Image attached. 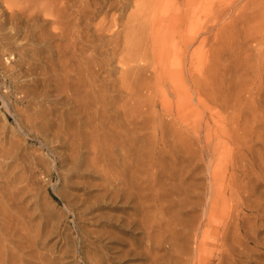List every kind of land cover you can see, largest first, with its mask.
Instances as JSON below:
<instances>
[{"label": "rangeland", "instance_id": "obj_1", "mask_svg": "<svg viewBox=\"0 0 264 264\" xmlns=\"http://www.w3.org/2000/svg\"><path fill=\"white\" fill-rule=\"evenodd\" d=\"M162 1L156 15L168 23L177 9ZM208 1L194 46L188 30L157 35L170 39L155 49L170 54L175 84L155 56L145 78L120 82L128 66L108 56L102 81L117 91L89 108L95 129L64 97L25 101L3 67L16 55L3 48L0 92L38 127L22 134L4 122L0 97L1 164L34 189L12 212L17 227L0 231V264H264V0ZM145 2L131 0L120 20Z\"/></svg>", "mask_w": 264, "mask_h": 264}, {"label": "bare ground", "instance_id": "obj_2", "mask_svg": "<svg viewBox=\"0 0 264 264\" xmlns=\"http://www.w3.org/2000/svg\"><path fill=\"white\" fill-rule=\"evenodd\" d=\"M130 1L0 0V53L8 49L13 52L11 54L16 55L13 66H3L4 72L14 82L15 91L23 94L24 100L32 96L37 100L42 98L45 102L46 98L56 96L54 99L64 97L75 102L78 106V115L84 118L92 129H95L99 125L96 118L100 113L97 112L98 108L96 112L89 108L95 103L101 104L106 101L109 94L110 98L114 97V92L117 90L113 89V92L109 93L110 86L106 88L107 84L103 83L102 75L110 67L115 56L119 58L121 56L120 62L128 66L122 71L123 76L119 77L120 82H125V78L131 74L139 75L140 72L142 74L144 71L148 72L152 65L150 59L155 56L163 73L167 75L170 82L174 83L177 80V74L165 70L170 54H163V51L156 49H161L172 38L182 37L185 30L191 34L188 38L189 45L194 46L197 41L195 25L197 9L200 4H207L209 1L170 0L177 10L168 23L163 19L158 20L159 15L156 13L162 0H146L142 5L137 4L135 5L136 13L129 14L126 22L120 20L122 16L125 17L123 14ZM112 11H117L119 14L111 15ZM99 14H104L100 27L96 28L93 34L86 32V27L90 26V19ZM164 27L173 30L170 39L157 36L158 33H162L161 28ZM151 33L155 36H151ZM175 42L179 41L175 40ZM175 42L171 41V43ZM3 48L6 49L3 50ZM134 62L138 64L143 62V64H139L140 67L136 68L137 65L132 66ZM154 69L156 71L157 67ZM192 71H188V81L194 85L197 83V78ZM147 79L148 77L144 79L146 83L149 82ZM1 92L0 97L6 110L2 112L4 122H9V117L14 118L19 129L17 132L22 134H27L32 128L38 127L36 126L38 120L36 121L30 114V108L19 107L18 103L13 101L12 93ZM38 104H41V101ZM90 134L94 137L95 131L93 130ZM83 144V147L87 145L85 142ZM6 170L0 161V231L7 228L6 223L9 221L11 225L15 224L16 218L12 212L20 211L19 203L30 201L31 192L34 190L29 186L20 187V184L12 180ZM15 227L17 226L14 225Z\"/></svg>", "mask_w": 264, "mask_h": 264}]
</instances>
